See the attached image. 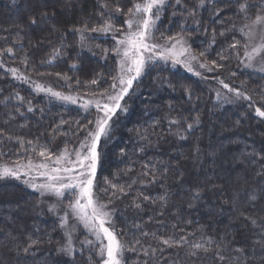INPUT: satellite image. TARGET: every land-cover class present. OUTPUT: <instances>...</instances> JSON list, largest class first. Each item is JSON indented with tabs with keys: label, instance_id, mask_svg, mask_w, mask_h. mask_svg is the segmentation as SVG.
<instances>
[{
	"label": "trees",
	"instance_id": "trees-1",
	"mask_svg": "<svg viewBox=\"0 0 264 264\" xmlns=\"http://www.w3.org/2000/svg\"><path fill=\"white\" fill-rule=\"evenodd\" d=\"M198 3L181 0L177 6L171 0L155 39L164 41L161 33L167 37L183 32L194 53L208 47L207 60L216 59L223 67L207 71L203 80L163 61L149 64L121 102L127 111L113 117L111 137L98 144L95 191L101 202L111 199L113 226L126 249L130 245L136 249L124 252L126 264H264V248L256 243L260 230L245 219L264 224V119L256 115V108L264 111V74L241 69L246 38L239 31L258 11L264 12V0H205L204 7ZM240 3L250 5L247 18L238 11ZM103 4L109 9L119 5L126 13L133 0H0L1 162H27L18 137L57 153L84 136L77 122L83 126L95 119L94 109L85 112L39 94L5 68L17 67L35 78H56L69 92L83 96L108 89L117 74V58L102 49L115 45L113 33H85L82 46L72 31L108 19L106 11L101 16ZM189 11L195 14L189 16ZM43 12L48 18H41ZM30 17L36 18L35 25L29 23ZM124 19L121 14L112 22L124 27ZM214 33L215 44L209 47ZM234 41L240 44L232 50L229 45ZM9 47L12 53L6 51ZM54 49H60V55L48 63ZM218 54L228 59L219 60ZM98 75L96 85L84 86ZM220 80L250 99L232 106L213 101L209 88H220ZM31 155L39 159L36 153ZM153 172L158 180L150 183ZM105 178L125 188L131 185L128 194L112 197L111 188L108 194L101 192L107 187ZM196 192L199 198H194ZM182 236L186 242L178 246L161 242L180 241ZM30 240L39 243L25 253ZM196 243L209 251L200 249L191 257ZM62 244L59 222L40 209L38 194L16 179H0V264H89L90 255L91 264L96 263L97 256L84 247L72 256L62 255L58 251Z\"/></svg>",
	"mask_w": 264,
	"mask_h": 264
},
{
	"label": "snow or ice",
	"instance_id": "snow-or-ice-1",
	"mask_svg": "<svg viewBox=\"0 0 264 264\" xmlns=\"http://www.w3.org/2000/svg\"><path fill=\"white\" fill-rule=\"evenodd\" d=\"M171 0H133L131 7L127 9L125 13L123 9L117 5L115 9H109L107 4L102 5L101 16L107 12L108 19L104 20L102 24L89 27L85 23L80 28H73L72 31L80 36L81 44L86 41L87 37L85 33L96 34H108L113 33L112 39L115 41V45L111 48H104L102 51L107 55L109 52L115 55L117 58L116 75L111 77L112 83L108 89H105L99 93H92L91 98L84 100L83 97H79L82 102L81 107L88 112L91 108L95 107L97 115L94 120H89L86 125L81 126L77 122L78 131L83 132L84 139L80 141L79 146L70 149L66 144L59 153H53L47 146L34 144L33 141H25L23 138H16L20 144V150L28 153V159L26 163L19 161L12 165L0 164V179H16L23 180L25 184L33 188L40 193L41 196H54L57 200H62L65 197L70 196L69 202L64 207V215L60 217V226L62 228H68L70 221L74 220L76 224L72 225L71 231L65 233L67 239V245L58 251L64 252L68 256L73 255L72 245V232L75 231L76 225H82L86 232L94 239H85L81 242L82 246L86 250H89L94 255L100 258V264H126L123 260V254L127 251H135L134 246H128L127 249L124 243L120 240L119 234L116 232L112 215L114 209H109L111 199L107 203L101 202L98 198L95 189L97 184V169L100 161V153L98 151V144L101 139H109L111 137V131L113 127V117L119 112H126L127 106L121 103L126 96L130 94V89L133 86V82L136 81L151 62L157 60L171 59L174 64H183L189 72L193 71V62L199 64L201 69H206L211 72L214 69L221 68L218 60H207L208 47L200 51L197 55L187 45V39L183 32L176 33L172 36L165 37L161 33L160 39L164 40V44L156 43L155 32L157 31L158 21L161 20V13L165 6L170 3ZM213 0H208V3H212ZM177 6L181 5V0H175ZM205 0H199L197 7H204ZM250 5L247 3H240L238 11L246 18L248 16V8ZM219 9H217V12ZM124 15L123 21L124 27H117L113 22V17ZM194 12L189 11L188 15H194ZM54 15V13H53ZM41 18H48V13L43 12L40 14ZM29 23L35 25L37 20L35 17H30ZM200 21L197 20L196 24L199 25ZM183 27V26H182ZM259 28L260 43L251 47L249 51L248 40L255 39L257 35V29ZM207 31V29H205ZM239 31L246 38L244 45V55L249 62L253 61L256 57H260L264 61V12L258 11L255 17L251 20L250 24L243 25ZM118 34V35H117ZM225 33L221 32L223 36ZM215 44V33L213 40L210 42L209 47ZM239 41H234L229 48L235 50L239 46ZM166 45H171L170 47ZM96 47H100L97 45ZM8 53H12L11 47L7 48ZM60 55V49H54L53 56L50 57L48 63H51L57 56ZM219 60H227L228 57L223 54H218ZM201 58H205L204 62H200ZM27 63V61H24ZM77 65L73 63L72 68ZM246 67H251L252 64L248 63ZM264 71V68L260 69ZM16 79H27L22 75L17 74L16 69L10 70ZM197 76L201 73L196 72ZM59 76L60 74L57 73ZM234 75V73H233ZM65 81H68V77H62ZM101 77L98 75L91 81L85 82L84 86L96 85ZM223 84L224 88H227L230 92L235 93L237 99L248 100L250 97L240 92L238 89L231 88L223 80L219 81ZM80 81L77 80L76 84L79 86ZM69 86H71L69 84ZM35 90L40 92H46L57 100L65 102L77 103V97L72 95H64L61 92L54 91L51 88H45L39 84L35 85ZM186 93H189L188 89H185ZM219 96V93H217ZM19 99V94H17ZM32 111L31 108L28 109ZM256 112L260 117H264V111L260 108H256ZM64 121H61L63 124ZM171 123H177V121H171ZM193 127L192 124L188 125L190 130ZM147 137H145L146 139ZM186 139V137H181ZM27 146V147H26ZM39 148V151H37ZM30 149V151H29ZM121 154L124 153V149H121ZM36 153L39 157L38 160L32 158L31 153ZM147 169L148 165H144ZM130 171V169L128 170ZM127 171L125 172V175ZM149 172H145L144 175H148ZM37 177L41 178L40 182H37ZM158 180V177L152 173V180L150 183H154ZM104 183L107 187L100 189L101 192L108 194L109 188L114 191L111 193L112 197H115L117 193L121 195H127L128 189L113 183L111 180L105 178ZM194 198H199V192L194 194ZM251 200L255 199L254 195L249 197ZM144 200H148L149 197H143ZM161 201L165 200L164 196L159 198ZM136 208H139V204H134ZM54 207L49 208V211H54ZM189 207H192L190 204ZM251 224L260 230L261 239L256 241L260 243L264 248V224H258L256 219L251 217H245ZM108 225V226H106ZM146 235V233H145ZM161 242L168 246H178L181 242H186L185 237H181L180 241H172L171 239L161 238ZM39 243L36 240H30L29 244L23 248L25 253L29 252L30 248ZM138 244L139 241L137 240ZM211 244V241H208ZM192 251L189 252L191 257H196L198 250L203 249L204 252H208L209 248L204 247L200 243L193 244ZM155 250H153L154 252ZM219 251V247L217 248ZM235 251L242 252L243 249L237 248ZM145 251V255H147ZM89 264H91L92 255L89 256ZM218 259L223 261L225 257L223 255L218 256Z\"/></svg>",
	"mask_w": 264,
	"mask_h": 264
},
{
	"label": "rangeland",
	"instance_id": "rangeland-1",
	"mask_svg": "<svg viewBox=\"0 0 264 264\" xmlns=\"http://www.w3.org/2000/svg\"><path fill=\"white\" fill-rule=\"evenodd\" d=\"M169 4V3H168ZM167 4V5H168ZM166 5V6H167ZM165 6V7H166ZM165 9V8H164ZM164 10L162 11L161 13V17H162V14H163ZM159 22V21H158ZM188 40V39H187ZM154 42L156 43H160V44H164L165 42L164 41H157L156 39L154 40ZM261 41H260V35H259V28L257 29V35L255 37V39L253 40H248L247 43L249 44V48L248 50L250 51L251 50V47L255 46L256 44H259ZM188 45V43H187ZM168 47H170L171 45H166ZM189 46V45H188ZM244 52H245V49H244ZM157 61H163L165 63H169L171 64L172 66H178L179 68H181L184 72L188 73V74H191L192 76L194 77H198L200 79H203L205 77L204 74H207V70L206 69H201L199 67V64L196 63V62H193V71L192 72H189L187 70V68L184 67V65L181 63V64H174L173 61L171 59H168V60H157ZM157 61H154V62H157ZM154 62H151V63H154ZM150 63V64H151ZM248 63H251L252 66L251 67H246L245 65L248 64ZM240 67L241 69H245V70H248V71H251V72H256V73H260V74H264V71H261L260 69L261 68H264V61L261 60L260 57H256L253 61L249 62L247 60V58L245 57L244 53H243V56H242V59H241V62H240ZM4 69V67H2ZM8 73L10 74V76L17 80V81H24L25 82V79H16L14 78L12 72L10 71L11 69H16L17 70V74L18 75H22L23 77H25L27 79V83H29L31 85V87L35 90V85L39 84L45 88H51L53 89L54 91H58V92H61L63 93L64 95H72L74 97H77V103H71V102H65V101H62V100H57L55 99L54 97H52L50 94L46 93V92H40V91H36L37 93L39 94H42V95H46V96H49L51 97L52 99H55L57 101H60V102H63L67 105H74V106H78V107H81V104L83 101H81L79 99V97H83L84 100H87V99H90L91 96H83V95H79V94H75V93H72V92H69L66 88H65V83H63L62 81L56 79V78H45V77H33L31 75H27V74H23L21 72V70H19L17 67H11V68H5ZM146 70V69H145ZM145 72V71H144ZM143 72V73H144ZM196 72H199L201 73V75L197 76L195 73ZM142 73V75H143ZM141 75V76H142ZM140 76V77H141ZM139 77V78H140ZM138 78V79H139ZM137 79V80H138ZM136 80V81H137ZM204 80V79H203ZM134 81V82H136ZM133 82V84H134ZM61 87V88H60ZM132 89V88H131ZM130 89V90H131ZM209 90L212 92L213 94V101H220L221 103L223 104H227L229 106H232V105H236V104H239L242 100H245L243 98L241 99H237L236 96H235V93L233 92H230L227 88H224L223 85L220 87V88H216V87H212V88H209ZM217 93H219V96L217 95ZM122 102V101H121ZM82 108V107H81ZM91 109H94V112H95V115H97V112H96V109L95 107L91 108ZM257 116H259L257 113H256ZM260 117V116H259ZM262 119H264V117H260ZM85 135V134H84ZM84 139V136L82 137L81 140ZM80 140V141H81ZM80 141L76 142L74 145L70 146L69 148L72 149V148H76L79 146V143ZM59 153V151L57 152ZM35 160H38V159H35ZM26 163V162H25ZM0 164H5L3 162L0 161ZM26 179V178H22L21 180H18L19 182H21L25 187H27L28 189H30L31 191L35 192L38 194L39 196V203H40V209L43 211V212H46L48 213L49 215L53 216L54 219L58 220L59 222V226H60V217L64 215V207L65 205L68 204L69 202V199H71L70 196L68 197H65L63 198L62 200H57L56 197L54 196H41L39 192H37L36 190H34L33 188L29 187L27 184H25L23 182V180ZM41 178L37 177V182H40ZM52 206H55L54 207V211H49V208L52 207ZM73 224H76V222L74 220L70 221L69 223V227L68 228H62L60 226V229L62 231V239H63V244L61 245V248L65 247L67 245V239L65 237V233L68 232V231H71V228H72V225ZM108 226V225H106ZM85 239H94L93 237H91L87 232L86 230L84 229V227L82 225H79L77 224L76 225V228H75V231L72 232V245H73V252H75L76 250H79V248H82L84 246H82L81 242L84 241ZM62 255L64 256H67L69 257L68 255H66L64 252L62 251H59ZM123 257H124V254H123ZM95 264H100V258L97 256V261Z\"/></svg>",
	"mask_w": 264,
	"mask_h": 264
}]
</instances>
